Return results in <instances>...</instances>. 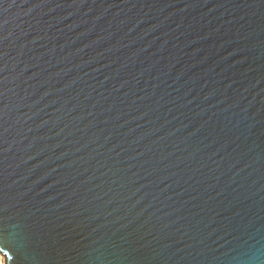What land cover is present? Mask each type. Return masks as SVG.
Masks as SVG:
<instances>
[{"label": "water", "instance_id": "obj_1", "mask_svg": "<svg viewBox=\"0 0 264 264\" xmlns=\"http://www.w3.org/2000/svg\"><path fill=\"white\" fill-rule=\"evenodd\" d=\"M4 264H264V0H0Z\"/></svg>", "mask_w": 264, "mask_h": 264}, {"label": "bare ground", "instance_id": "obj_2", "mask_svg": "<svg viewBox=\"0 0 264 264\" xmlns=\"http://www.w3.org/2000/svg\"><path fill=\"white\" fill-rule=\"evenodd\" d=\"M0 264H4V257L1 253H0Z\"/></svg>", "mask_w": 264, "mask_h": 264}]
</instances>
